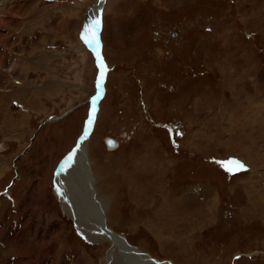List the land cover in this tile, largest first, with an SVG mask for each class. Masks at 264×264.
Here are the masks:
<instances>
[{"label":"rangeland","instance_id":"obj_1","mask_svg":"<svg viewBox=\"0 0 264 264\" xmlns=\"http://www.w3.org/2000/svg\"><path fill=\"white\" fill-rule=\"evenodd\" d=\"M95 3L19 0L0 28V264L110 258L54 187L95 94L78 40ZM100 14L87 160L106 228L161 262L264 264V0H105ZM232 159L247 170L229 175Z\"/></svg>","mask_w":264,"mask_h":264},{"label":"bare ground","instance_id":"obj_2","mask_svg":"<svg viewBox=\"0 0 264 264\" xmlns=\"http://www.w3.org/2000/svg\"><path fill=\"white\" fill-rule=\"evenodd\" d=\"M103 1L105 2V0H96L95 3L96 6L93 8V10L90 13L92 17L94 18L96 17L97 19V15L101 12L104 6ZM18 2L19 0H0V28H5V25L7 24L3 21L5 17H11V18L13 17L11 10L14 8V5L17 4ZM19 35L21 34L19 33ZM85 43L89 47H91L92 51L95 53L94 45L96 43L94 44L87 42ZM100 54H101V47H100ZM1 68H2V61H0V72L2 74L3 70ZM11 71L7 69L6 73L8 72L10 74ZM103 95L104 93L100 96L97 95V97L99 96L98 97L99 101L101 99V96ZM96 102L91 103V108L97 106L98 102L97 103ZM92 121L94 120L91 119L90 126L88 124L83 139L80 142H76L77 145L74 146L75 148L73 149V152L70 154V157L67 158V160L64 163L62 162L59 165L60 167L59 170L56 171L57 173L55 177V188L60 198L59 200L62 203V207L67 211V213H69L72 216V218L76 221L79 229L83 233L88 235L91 241L95 242L94 240H98V241L103 240L105 238L104 235L110 237L111 239L110 254L113 257H125L128 261V264H155V261L161 262L151 258L150 256H147L146 254H142L141 252L138 251L137 248H135L136 249L135 250L133 247H130L128 243H126L124 237L106 228L105 218L102 209L100 207V204L96 201V194L94 193L93 190L94 180L92 177V170L90 163L87 160V144L93 128ZM111 149L113 148H110V151ZM221 174L223 173L221 172ZM223 175L225 177L228 176L225 174ZM100 220L101 223L99 222ZM93 226H97L100 231L94 230ZM78 232L80 233L79 230ZM122 239L125 241L126 245H124ZM86 241L90 242V244L92 243L87 239ZM166 263L167 262H162V264H166ZM112 264H116V263H112Z\"/></svg>","mask_w":264,"mask_h":264},{"label":"snow or ice","instance_id":"obj_3","mask_svg":"<svg viewBox=\"0 0 264 264\" xmlns=\"http://www.w3.org/2000/svg\"><path fill=\"white\" fill-rule=\"evenodd\" d=\"M100 23H101L100 19L97 18L91 25L86 26L82 33L81 38L87 43H96V30L99 28ZM97 59L100 60V63L98 65L100 70L99 82H98V87H99V84L103 82L105 77L106 65L104 61L100 59L99 53H97ZM88 124L89 126L91 125V118H89ZM176 134L181 135V133L178 131L176 132ZM222 167L229 175H235L237 172L247 170L246 166L241 161L234 159L227 161L225 164L222 165Z\"/></svg>","mask_w":264,"mask_h":264},{"label":"water","instance_id":"obj_4","mask_svg":"<svg viewBox=\"0 0 264 264\" xmlns=\"http://www.w3.org/2000/svg\"><path fill=\"white\" fill-rule=\"evenodd\" d=\"M97 33H98V30L96 31V44L94 45L95 47V51H96V53H99V56H100V59H102V56H101V54H100V44H99V41H98V35H97ZM94 44V43H93ZM98 45V46H97ZM93 55H94V59H95V62H96V66H97V68H98V72H100V70H99V67H98V65H99V63H100V60H98L97 59V56H96V54H94L93 53ZM103 60V59H102ZM99 74V73H98ZM98 82H99V76H98V80H97V86H96V88H95V95H93L92 96V98L90 99V101H93L94 103L99 99V98H97V95H101L102 94V83H100L99 84V87H98ZM93 109V110H92ZM91 110H90V112L88 113V119H87V124H85V126H84V129H83V133H82V135L79 137V139L77 140V142H80L82 139H83V137L85 136V133H86V130H87V126H88V121H89V118H91V119H93V116H94V112H95V107H93ZM104 143H105V146L107 147V148H113L114 147V145H115V143L112 141V140H110V139H108V138H105L104 139ZM77 145V143L75 144V146ZM75 148V147H74ZM73 152V150H71L70 151V154ZM70 154L69 155H67V158H69L70 157ZM67 158H65V160H63V161H61V163L63 162H65L66 160H67ZM60 163V164H61ZM122 241H123V243H124V245H126V243H125V241L122 239Z\"/></svg>","mask_w":264,"mask_h":264},{"label":"crops","instance_id":"obj_5","mask_svg":"<svg viewBox=\"0 0 264 264\" xmlns=\"http://www.w3.org/2000/svg\"><path fill=\"white\" fill-rule=\"evenodd\" d=\"M109 256H110V258L108 259L107 264H112L113 262L116 263V258L113 257L110 253H109ZM112 257H113V258H112ZM124 258H125V257H124ZM118 261H121V257H119ZM118 261H117V262H118ZM124 264H128V261H127L126 258H125V260H124Z\"/></svg>","mask_w":264,"mask_h":264}]
</instances>
